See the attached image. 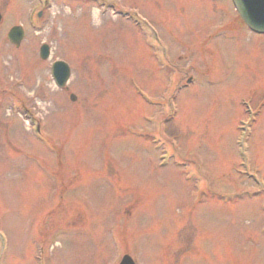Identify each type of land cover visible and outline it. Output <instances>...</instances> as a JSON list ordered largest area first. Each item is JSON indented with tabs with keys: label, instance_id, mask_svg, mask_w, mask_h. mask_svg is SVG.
<instances>
[{
	"label": "rangeland",
	"instance_id": "rangeland-1",
	"mask_svg": "<svg viewBox=\"0 0 264 264\" xmlns=\"http://www.w3.org/2000/svg\"><path fill=\"white\" fill-rule=\"evenodd\" d=\"M30 5L0 0V264H118L125 253L135 264H264V36L233 27L230 0ZM11 25L25 30L17 49ZM56 59L71 68L66 89L52 80ZM242 101L255 112L250 175L235 143Z\"/></svg>",
	"mask_w": 264,
	"mask_h": 264
},
{
	"label": "water",
	"instance_id": "water-1",
	"mask_svg": "<svg viewBox=\"0 0 264 264\" xmlns=\"http://www.w3.org/2000/svg\"><path fill=\"white\" fill-rule=\"evenodd\" d=\"M240 6V14L243 16L246 23L257 31L264 32V0H237ZM14 42L18 43L21 33L17 28L12 29L10 37ZM47 50H42V57H46ZM69 75V69L63 62H56L53 66V76L58 83L62 86ZM121 264H133L128 256L123 258Z\"/></svg>",
	"mask_w": 264,
	"mask_h": 264
}]
</instances>
